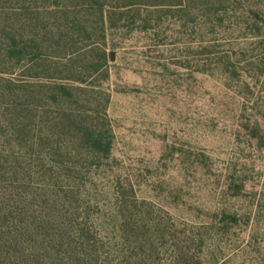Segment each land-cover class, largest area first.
Masks as SVG:
<instances>
[{
    "label": "rangeland",
    "instance_id": "1",
    "mask_svg": "<svg viewBox=\"0 0 264 264\" xmlns=\"http://www.w3.org/2000/svg\"><path fill=\"white\" fill-rule=\"evenodd\" d=\"M202 3L111 11L97 40L109 77L81 84L110 96L106 109L85 105L108 154L71 129L60 145L36 125L19 141L0 102V153L20 169L0 173V205L29 231L67 233L111 264H172L181 252L191 264H264V0ZM24 70L4 74L71 84Z\"/></svg>",
    "mask_w": 264,
    "mask_h": 264
},
{
    "label": "trees",
    "instance_id": "2",
    "mask_svg": "<svg viewBox=\"0 0 264 264\" xmlns=\"http://www.w3.org/2000/svg\"><path fill=\"white\" fill-rule=\"evenodd\" d=\"M140 1L182 6L195 0H0V102L4 107L2 115L10 113L16 119V126L11 120L3 122L11 135L22 141L36 125L40 135L48 137V133L50 144L58 145L60 132L71 129L77 132L75 137L80 135L82 141L110 152L102 128H93L85 113V105L95 107V100L106 109L110 96L99 91L95 99V89L81 84L95 72L109 77L104 69L108 54L97 40L106 37L115 7ZM198 1L203 5L204 0ZM21 64L31 78L45 76L71 84L19 81L4 74ZM0 126L3 128L2 123ZM5 143L11 145L6 139ZM28 144L36 153L41 147ZM13 156L10 152L0 153V173L5 175L6 169L12 179L16 169L20 170L11 165ZM29 156L36 161V154ZM14 210L10 202L0 205V264H111L95 261V250L89 244L65 242L67 233L62 231L32 233L29 223L17 218ZM154 247L152 242L150 252ZM152 260L140 257L134 264H153ZM193 260L192 255L181 252L172 264H191Z\"/></svg>",
    "mask_w": 264,
    "mask_h": 264
}]
</instances>
